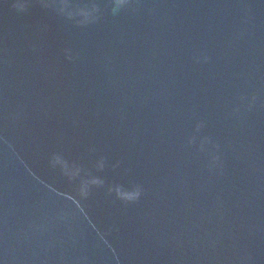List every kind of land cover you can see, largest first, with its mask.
Here are the masks:
<instances>
[{"label":"water","instance_id":"95a60500","mask_svg":"<svg viewBox=\"0 0 264 264\" xmlns=\"http://www.w3.org/2000/svg\"><path fill=\"white\" fill-rule=\"evenodd\" d=\"M0 264H264V0H0Z\"/></svg>","mask_w":264,"mask_h":264}]
</instances>
